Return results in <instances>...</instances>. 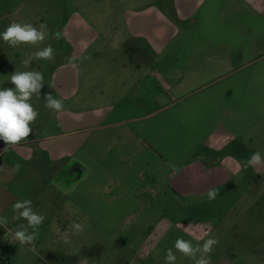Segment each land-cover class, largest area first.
I'll list each match as a JSON object with an SVG mask.
<instances>
[{
    "label": "rangeland",
    "instance_id": "374dc122",
    "mask_svg": "<svg viewBox=\"0 0 264 264\" xmlns=\"http://www.w3.org/2000/svg\"><path fill=\"white\" fill-rule=\"evenodd\" d=\"M173 1L0 0V32L12 22H28L46 26L48 33L38 46L12 47L0 39V88H14L8 80L15 71L37 70L47 79L61 60L70 61L68 26L102 33L82 58L99 66L89 68L87 81L81 74L78 94L63 102L77 113L92 112L89 128L77 134L76 157L86 172L60 192L47 182L0 201L9 209L7 229L0 227V264H166L169 248L175 264H193L174 248L176 239L202 244L203 221L217 223L211 238L228 240L230 217L222 219L224 226L216 210L230 204L239 209L234 218L254 205L248 217L255 234H262L264 164L236 169L227 157L243 156V165L254 152L264 157V0H201L189 20L175 19L179 33L162 52H149L154 61L132 79L123 65L125 16L162 11ZM113 29L122 34H107ZM57 31L59 40L53 37ZM49 45L53 60L22 64ZM214 59L223 67L206 72ZM212 189L218 194L210 201ZM18 200H31L33 210L46 217L34 248L13 238L18 225L27 223L14 219ZM73 222L83 230L74 231ZM221 249L217 243L212 253Z\"/></svg>",
    "mask_w": 264,
    "mask_h": 264
},
{
    "label": "crops",
    "instance_id": "0c3cea01",
    "mask_svg": "<svg viewBox=\"0 0 264 264\" xmlns=\"http://www.w3.org/2000/svg\"><path fill=\"white\" fill-rule=\"evenodd\" d=\"M200 4L201 0H176L162 11L152 8L148 13L137 11L125 16L126 28L123 32L125 35L123 41L127 45L125 54L122 56L126 55L123 65L130 69L133 74L132 79H136V75L140 77V71L144 64L147 66L154 61L149 52H162L172 42L173 37L179 33L180 29L175 24V19L189 20ZM113 30H115L114 33L111 30L107 34L113 36L122 34L119 32L120 30ZM64 32L66 40L69 42L68 53H70L71 59L68 62L61 60L53 72L46 77L47 79L43 80L40 96L32 97L30 102L39 113L32 125V133L26 141L8 148L10 153L4 158L3 153L6 145L0 149V166L4 168V171H0V201L12 200L24 192H29L30 189L38 190L47 182L51 183L56 191L70 188L79 174L82 175L86 172V168L76 157L77 147L81 143L77 139V134L89 128L87 120L92 112L77 113L74 111L75 109L64 108L57 113L46 107L45 97L52 95L55 99H62L64 102L72 95L78 94L81 74L87 81V76L90 71L92 72L89 68L99 66V61L92 60L86 63L82 61V58L87 49L96 40H99L102 33L91 26L84 27L79 24L68 26ZM119 42L114 41L115 49L118 48ZM99 53L97 52V54ZM81 61L83 64L80 63ZM105 63L101 62V66L105 67ZM222 63V60L214 59L206 72L220 71L223 67ZM91 64L93 65L90 66ZM215 66L218 68L216 69ZM150 77L156 79L173 93L161 75L151 72ZM63 84H68V86ZM53 85L54 87H52ZM104 92L102 90V93ZM79 124L82 125L81 128H79ZM0 142L3 141L0 140ZM244 158L231 154L227 157V162L229 165L236 164L235 168L238 169L243 167ZM17 163L21 167L18 171H13ZM251 171H253L252 168ZM7 206L0 207V217L7 215L9 210ZM237 209L236 205L230 204L228 207L216 210L217 216L224 226L226 219H222L230 217L225 232L226 234L232 232L233 236L227 234L228 240L225 241L223 236H215L222 249L218 255L211 253V262L212 264H264V229L262 234H255L254 222L248 217L254 212V205L242 208L243 210H240L242 213L234 218L233 213ZM217 228V223L213 225L200 221L199 241L203 242L204 239L211 238L209 235L213 231L216 232ZM60 229L62 230V227Z\"/></svg>",
    "mask_w": 264,
    "mask_h": 264
},
{
    "label": "clouds",
    "instance_id": "9594fccd",
    "mask_svg": "<svg viewBox=\"0 0 264 264\" xmlns=\"http://www.w3.org/2000/svg\"><path fill=\"white\" fill-rule=\"evenodd\" d=\"M45 27L37 28L28 22H12L3 32H0V39L12 47H18L22 44L38 46L48 35L43 30ZM53 37L59 40L61 33L57 31L53 33ZM54 56V50L49 45L30 54L22 61V64L29 67L30 62L33 60H53ZM43 80V74L37 70L15 71L8 80L14 85V88H0V140L6 145L4 151L26 141L32 133V125L39 113L34 109L30 101L34 95L40 96ZM45 101L46 107L57 113L64 108L63 100L55 99L52 95H46ZM262 164H264V157L257 151L246 160V164L243 166H259ZM20 167L19 163L15 164L13 171H18ZM170 167L174 168L175 166L170 165ZM0 171H4L2 166H0ZM217 194L215 189L209 190L207 193L210 201L214 200ZM13 210L15 220L23 219L27 222L26 224L21 223L18 225L13 232V238L22 245L28 244L34 248L35 241L38 239V229L46 217L33 210L31 200L16 201L13 205ZM0 227L7 229L6 217H0ZM72 227L76 232L83 230V226L79 223L73 222ZM29 228L32 229L31 232H29ZM217 243L219 241L216 238H207L203 240L202 244L193 245L189 240L177 238L174 248L183 256L190 258L193 264H212L211 253L213 246ZM165 260L166 264H175L176 255L171 248L167 249Z\"/></svg>",
    "mask_w": 264,
    "mask_h": 264
}]
</instances>
